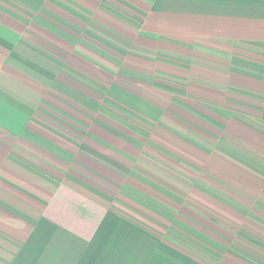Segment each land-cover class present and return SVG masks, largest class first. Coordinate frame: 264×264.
Wrapping results in <instances>:
<instances>
[{
    "label": "crops",
    "instance_id": "crops-1",
    "mask_svg": "<svg viewBox=\"0 0 264 264\" xmlns=\"http://www.w3.org/2000/svg\"><path fill=\"white\" fill-rule=\"evenodd\" d=\"M231 48L264 52V0H0V264H264V61Z\"/></svg>",
    "mask_w": 264,
    "mask_h": 264
},
{
    "label": "rangeland",
    "instance_id": "rangeland-1",
    "mask_svg": "<svg viewBox=\"0 0 264 264\" xmlns=\"http://www.w3.org/2000/svg\"><path fill=\"white\" fill-rule=\"evenodd\" d=\"M228 54H226V60L227 62L230 60L231 57H235V56H242V57H246L249 59H253V60H260V61H264V52H259L258 50H254L253 48H238L236 50H234L233 48H231L230 50H228ZM216 58V57H215ZM218 62L213 61V63H220L223 65V63H226V61L224 60H217ZM78 176V178L81 180H83L85 183L89 184L91 187H93L94 189H92L94 192H96V194H100L102 196L106 195H110L113 196L116 192L118 193V195L122 196V197H128V196H124L123 193H119V188H114L112 185L115 186V183H113V181H111L110 179L107 178V173H93V174H80L77 173L76 174ZM115 177V176H114ZM216 177H218V179L221 180V178L216 175ZM116 179L118 181H121V179L119 177L116 176ZM117 187V186H115ZM134 187L142 192H146L143 189H139L137 188L136 185H134ZM96 189V190H95ZM91 190V189H90ZM153 192L157 193V191L155 189H151ZM186 192H188L187 189H185ZM185 190H183V193H185ZM202 192H197V195L205 198L204 196V189H198ZM125 191V190H124ZM125 192H129V191H125ZM163 193H161L162 195H165V198L168 199L169 201H172L174 197V195L171 192H174L170 189H165L162 191ZM195 192V190H194ZM132 192L130 191L129 194ZM134 195V194H133ZM160 195V196H162ZM135 196V195H134ZM164 197V196H163ZM160 202V200L158 201ZM166 206L168 207V209L170 208V210L172 209L171 206H168V204H166ZM202 210L204 211L206 208L204 206L199 205ZM77 207H71L70 209H76ZM203 211H195L193 208L191 209L190 206L188 205H183V210L181 211L184 215H188L191 214L192 212L195 213L197 216H179L180 218H187V221L193 225H195L197 228H199L202 231H206V232H213L215 233L218 238L219 236L224 237L225 239H228V237L226 235H223V230L224 227H222V225L220 224V222L214 220L212 218V216H207ZM154 212V211H153ZM155 213V212H154ZM192 215V214H191ZM138 219L142 220L143 222H145L146 224L150 225L151 227L157 229L158 231L164 232L165 228H168L170 226V230H172V232H178V231H182L183 234L186 237H192L194 239H197V241H200L201 244L205 243V236L202 235V233H198V232H191V227H188L189 225L186 223L185 225H183L180 221H178L177 219H174V217L176 216H162V215H158L155 213V216H135ZM178 217V216H177ZM218 219H222L221 216H214ZM242 229L245 231H248V233L251 235H256V233L254 234V231L252 229V224L247 222L245 226L242 227ZM227 234V232H224ZM250 237V236H249ZM247 235H238V237L236 239H240L241 241L243 240V244H247V248H245V246H243V244L240 242V240H236L237 245H241L243 246L245 249H247L248 252H251V250H253L252 248H250L253 244V239L249 238ZM261 238V237H260ZM264 239V238H263ZM254 244H257V242H254ZM263 244V243H261ZM260 248H262L264 250V247L261 245H257ZM250 254H252L254 256V258H258V259H262L264 260V252L262 250H253V252H251Z\"/></svg>",
    "mask_w": 264,
    "mask_h": 264
}]
</instances>
